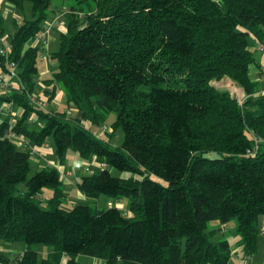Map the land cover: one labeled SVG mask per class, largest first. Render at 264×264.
Wrapping results in <instances>:
<instances>
[{
	"label": "trees",
	"instance_id": "16d2710c",
	"mask_svg": "<svg viewBox=\"0 0 264 264\" xmlns=\"http://www.w3.org/2000/svg\"><path fill=\"white\" fill-rule=\"evenodd\" d=\"M7 1L24 15L10 40L22 92L0 96V241L28 247L13 261L1 252L0 264H60L63 255L65 264H80V254L105 264H228L230 240L212 238L232 219L243 254L255 255L264 219V94L251 70L264 71L250 37L264 38V0H70L68 33L51 54L59 68L45 82L61 85L81 118L30 98L40 51L29 43L41 36L53 0ZM222 78L244 89L242 103L213 84ZM6 101L21 109L15 122ZM118 129L124 139L115 145ZM12 133L38 146L52 140L61 161L71 152L96 155L107 167L83 176L79 190L125 199L129 213L63 207L60 171L36 168ZM36 244L54 251L40 259Z\"/></svg>",
	"mask_w": 264,
	"mask_h": 264
},
{
	"label": "crops",
	"instance_id": "0c3cea01",
	"mask_svg": "<svg viewBox=\"0 0 264 264\" xmlns=\"http://www.w3.org/2000/svg\"><path fill=\"white\" fill-rule=\"evenodd\" d=\"M69 1L70 0L52 1L49 16L43 23L41 36L34 38L29 43L30 46L37 48L40 51L38 63L39 72L35 77L36 87L30 98H33L32 102L35 106L41 101L46 103L47 106L45 109L71 110L72 114H75L77 117L81 118L82 111L74 102L68 100L67 93L64 88L59 84L51 85L45 82V80L59 68L58 60L54 59L51 54L52 52H55L59 49L61 36L68 33L66 11ZM27 7H29L28 4ZM0 14L5 21L4 33L0 34L1 49L5 45L11 46V35L14 33L18 25L23 22L24 15L22 10L7 0H0ZM27 15L28 17L31 16V11L29 9H27ZM261 47H263V49ZM250 48L253 51L254 56L256 55L257 51L262 53L260 57H255L264 71V38L261 41L255 36L251 35ZM0 72L4 74V80L7 82L6 88H0V96L8 97L11 94L22 92V85L18 75L13 76L9 71H5L1 59ZM251 77L253 80L259 81L260 89H262V74L259 72L257 67L251 70ZM229 80L235 87H239L235 81L231 79ZM240 88L242 89L243 97H246L244 89L241 86ZM4 104H6L5 106L8 108L7 110L10 111L14 117L12 118V122H15V117L21 111V109L8 101H6ZM31 119L37 120L34 115H32ZM37 123L41 124L40 121H37ZM17 141V144L27 151H29L31 148L36 149V153L32 154L33 165L36 168L40 169L47 166H54L60 171L61 178L65 186L64 190L67 195V200L71 201L74 205L89 204L91 202L92 199L88 198L79 190L78 184L83 176L88 175V172L92 170L94 173H96L100 169L98 167V162L100 159L96 155L91 156L89 159H84L80 157L79 154L71 152L67 155L64 161H61V159L55 153L52 140H50L48 144L38 146L28 137L18 135ZM87 166L91 168L90 171H86ZM107 204V206L116 205L120 207L122 211L126 210L127 207L125 199L116 200L109 198ZM261 226H263L264 231V219L261 220ZM220 231L223 233V230ZM27 247V244L24 242L0 241V253H5L12 261L22 256ZM33 248L38 252L40 259L48 257L54 251L52 246L45 244H36L33 245ZM260 251H262V253ZM77 258L80 264H105L103 259H99L91 255L80 254ZM67 260L68 256L63 255L60 264H65ZM11 264L17 263L12 262ZM228 264H264V239L262 243L259 242L258 252L250 257L243 254L241 247L233 246V253Z\"/></svg>",
	"mask_w": 264,
	"mask_h": 264
},
{
	"label": "rangeland",
	"instance_id": "374dc122",
	"mask_svg": "<svg viewBox=\"0 0 264 264\" xmlns=\"http://www.w3.org/2000/svg\"><path fill=\"white\" fill-rule=\"evenodd\" d=\"M262 53L260 51H257L256 52V55L257 57H260ZM213 84L216 86V87H219V88H227L228 90L231 91V93L236 97L238 98L239 101H244L245 97H243V94H242V89L239 87H235L231 81L228 79V78H222L220 80H215L213 81ZM242 103V102H241ZM115 118V115L114 114H110L109 117L107 118V121L106 123L110 126V124L112 123V121L114 120ZM85 124L89 125L90 123L88 121H84ZM116 139L114 141V144L115 145H120L122 142H123V139H124V134H123V131L122 129H118L117 133H116ZM210 156H217V154L215 153H211ZM98 170V169H96ZM94 173V171H90L88 172V174H92ZM113 174L114 175H117V176H120V177H129L131 176V173L130 172H121V171H118V170H114L113 169ZM156 179H158L159 181H161L164 185H167V182L163 179V178H159V177H154ZM112 199V198H111ZM109 200V197L105 194H102L100 195L99 198H96V199H92L90 204L93 206V207H97L99 209H104L106 207H108L107 205V202ZM125 202L127 203V200H125ZM74 206V204L69 201V200H65L64 203H63V207L67 208V209H71L72 207ZM217 224H219L218 222L214 221L211 223L210 225V228L211 229H215L217 228ZM237 221L236 219H232L228 224H225L223 226V233H221L220 230L217 231V234H215L213 236V241L215 242H218L220 241L221 239H229L230 242L233 244L234 247L238 246V242L241 238L240 234L238 233V230H237ZM263 226H261V231H260V242L262 243L263 242V239H264V234H263ZM262 253V251H260Z\"/></svg>",
	"mask_w": 264,
	"mask_h": 264
},
{
	"label": "built area",
	"instance_id": "2783aa9c",
	"mask_svg": "<svg viewBox=\"0 0 264 264\" xmlns=\"http://www.w3.org/2000/svg\"><path fill=\"white\" fill-rule=\"evenodd\" d=\"M261 48L263 49V47H261ZM11 51H12L11 46L5 45L3 48L0 49V54L6 57V59H7V67H8V71L10 72V74L13 75V76H17L18 75V65H17V63L14 60L10 59ZM262 81H263V88H262L261 92H262V94H264V72L262 73ZM6 86H7V82L4 80V74L2 72H0V88L4 89V88H6ZM32 99L33 98H31V100ZM240 102H243V100L240 101ZM36 106L39 107V108H45L47 105H46V103L40 101V102H38V104ZM11 137L14 140H16V142H18L17 141V139H18V135L17 134L12 133ZM29 152L31 154H34V153H36V149L31 148L29 150ZM254 153H255L254 149H250L248 151L249 155H254ZM98 163H99L98 167L100 169H103V168L107 167V164L105 162L101 161V160H99ZM90 169H91L90 167H88V166L86 167V171H90ZM123 212L125 214L128 213L125 210H123Z\"/></svg>",
	"mask_w": 264,
	"mask_h": 264
}]
</instances>
